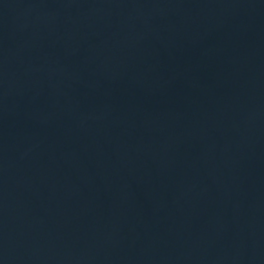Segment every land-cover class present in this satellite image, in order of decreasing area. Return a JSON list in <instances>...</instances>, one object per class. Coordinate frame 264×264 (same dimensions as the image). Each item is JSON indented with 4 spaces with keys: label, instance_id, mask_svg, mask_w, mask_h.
Masks as SVG:
<instances>
[{
    "label": "water",
    "instance_id": "obj_1",
    "mask_svg": "<svg viewBox=\"0 0 264 264\" xmlns=\"http://www.w3.org/2000/svg\"><path fill=\"white\" fill-rule=\"evenodd\" d=\"M0 264H264V0H0Z\"/></svg>",
    "mask_w": 264,
    "mask_h": 264
}]
</instances>
